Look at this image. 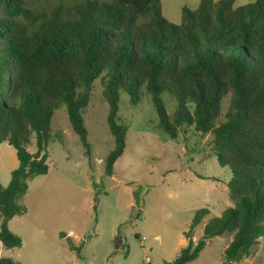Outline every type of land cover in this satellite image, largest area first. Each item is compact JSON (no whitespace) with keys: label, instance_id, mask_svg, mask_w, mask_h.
Wrapping results in <instances>:
<instances>
[{"label":"trees","instance_id":"trees-1","mask_svg":"<svg viewBox=\"0 0 264 264\" xmlns=\"http://www.w3.org/2000/svg\"><path fill=\"white\" fill-rule=\"evenodd\" d=\"M235 4L200 0L195 9L184 7L174 24L160 0H0V143L12 146L19 162L9 184H0L6 249L22 245L10 222L25 211L29 180L48 174L52 118L60 107L91 156L83 116L99 79L115 139L106 175L127 147L122 91L134 105L148 95L157 127L170 138L184 127L212 136L217 162L231 170L232 207L209 219L196 241L194 230L209 214L198 210L187 245L164 264L195 261L216 237L230 240L223 264H238L258 249L264 237V0ZM164 95L175 103L172 113ZM114 242L122 244L118 236ZM74 249L79 254L82 246ZM0 264L21 263L0 258Z\"/></svg>","mask_w":264,"mask_h":264},{"label":"rangeland","instance_id":"rangeland-1","mask_svg":"<svg viewBox=\"0 0 264 264\" xmlns=\"http://www.w3.org/2000/svg\"><path fill=\"white\" fill-rule=\"evenodd\" d=\"M255 1L238 0L236 6ZM102 92L99 79L83 116L90 157L71 127L66 107L55 111L48 174L29 180L25 211L10 222L22 245L6 249L0 243V258L21 264H164L177 257L198 210L208 209L209 214L194 230L196 241L209 219L232 207L227 188L232 173L217 162L212 136L184 127L176 139L170 138L157 127L148 95L134 105L128 93L121 92L119 117L128 126L127 147L113 175H106V158L115 139ZM164 99L172 113L175 103L168 95ZM18 166L15 149L0 143L2 186L9 184ZM117 236L122 241L119 248ZM228 244L229 238H212L200 258L189 264L217 261ZM77 246H82L79 254ZM253 254L254 264H264V237Z\"/></svg>","mask_w":264,"mask_h":264},{"label":"crops","instance_id":"crops-1","mask_svg":"<svg viewBox=\"0 0 264 264\" xmlns=\"http://www.w3.org/2000/svg\"><path fill=\"white\" fill-rule=\"evenodd\" d=\"M161 4H162V12H163V16L170 22L174 23V24H180L181 23V13H182V9L184 7H188V8H191V9H195L198 7L199 3H200V0H160ZM237 2L238 0H236V4L235 6L237 5ZM237 7V6H236ZM18 168V167H17ZM15 170V169H14ZM13 171V170H12ZM222 240L223 238L225 237H216V239H219ZM197 238L194 237V240H196ZM211 241L208 240L207 241V244L205 246V248L203 249V251L200 253V256L202 255V253L205 251L207 245L209 244V242ZM230 242V240H229ZM187 245V240H183L182 242V245H181V248L186 246ZM228 246V245H227ZM227 246L224 248L226 249ZM224 249V251H225ZM180 251V250H179ZM179 253V252H178ZM178 255V254H177ZM222 255L223 254H219L218 257H217V261H213L212 263L210 262L209 264H222ZM253 255L252 254L250 257L248 258H244L242 259L238 264H254L252 261V258H253ZM200 256L198 257V259L200 258ZM196 259V260H198ZM195 260V261H196ZM194 262V261H193ZM192 263V262H190ZM189 264V263H188Z\"/></svg>","mask_w":264,"mask_h":264},{"label":"built area","instance_id":"built-area-1","mask_svg":"<svg viewBox=\"0 0 264 264\" xmlns=\"http://www.w3.org/2000/svg\"><path fill=\"white\" fill-rule=\"evenodd\" d=\"M144 240V239H143Z\"/></svg>","mask_w":264,"mask_h":264}]
</instances>
